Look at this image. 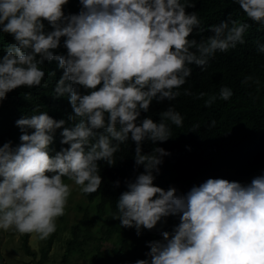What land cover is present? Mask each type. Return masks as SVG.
Segmentation results:
<instances>
[{
  "label": "clouds",
  "instance_id": "9594fccd",
  "mask_svg": "<svg viewBox=\"0 0 264 264\" xmlns=\"http://www.w3.org/2000/svg\"><path fill=\"white\" fill-rule=\"evenodd\" d=\"M233 2L246 19L228 14L204 25L187 10L195 0H76V11L72 0H0V33L12 38L0 54V101L46 86L45 66L55 62L53 98L71 109L60 118L23 113L14 121L18 139L0 143V231L47 239L73 191L65 179L83 194L97 192L101 163L115 165L131 142L132 175L112 182L124 185L113 220L156 238L129 264H264V167L243 180L208 175L186 190L156 183L172 156L162 145L185 119L172 102L207 96V107L234 94L228 85L218 95L194 94L193 66L206 71L217 53L244 45L253 24L264 28V0ZM255 50L264 54L259 39ZM249 81L258 82L249 74L241 83ZM165 101L149 115L153 102Z\"/></svg>",
  "mask_w": 264,
  "mask_h": 264
},
{
  "label": "trees",
  "instance_id": "16d2710c",
  "mask_svg": "<svg viewBox=\"0 0 264 264\" xmlns=\"http://www.w3.org/2000/svg\"><path fill=\"white\" fill-rule=\"evenodd\" d=\"M195 3L194 9L187 10L197 11L204 25L218 23L228 14L233 19H246L233 0H195ZM70 10H77L76 0H72ZM11 39V36L0 33V54ZM257 39L264 43V28L253 24L245 36L244 45H238L228 53H217L204 72L193 66L189 83L194 94L203 91L218 95L222 85L230 86L234 94L228 101L217 99L213 105L207 107L204 104L207 96L196 99L194 96L182 94L172 102L184 114L185 119L183 127L173 126L172 139L162 145L171 150L172 156L165 159L162 173L156 180L157 184L167 187L169 183H175L186 190L192 183L208 175L243 180L264 167V54L255 50ZM45 67L46 86L16 89L8 94L7 99L0 101V143L8 139H18L19 129L14 121L23 113L31 114L36 109L48 111L50 115L60 118L66 111L71 110L66 100L53 98V88L60 75V71L55 69V62ZM53 70L56 71L55 76L49 74ZM249 74L258 82L242 84L241 81ZM167 103L165 101V104L157 105L153 102L149 115L155 118ZM212 120L216 123L210 127ZM197 123L199 128L193 131V125ZM185 145H191L192 150L187 151ZM56 147H59V137ZM145 147L150 149L153 146L146 144ZM132 149L131 142L122 145L116 154L115 165L101 163L104 181L100 189L84 194L97 210L99 219L107 213L104 222L109 232L116 234L117 249L122 251L117 258L103 261L98 249L92 253L89 264H129L137 258H143L146 240L156 238L155 230H145L141 237H137L133 229L122 228L117 220H113L116 199L124 190V185L121 183L120 188H113L112 182L118 178L123 181L125 177L132 175ZM67 181L70 180L65 179ZM86 219L88 220L87 217ZM174 222L169 218L166 227ZM28 236L29 234L24 235L23 248L27 254L36 255L29 244ZM75 236H78L77 229ZM72 242L74 241H70ZM51 246L52 239L44 251L45 256ZM70 248L71 244L61 264H68L67 254ZM0 264H4L3 258H0Z\"/></svg>",
  "mask_w": 264,
  "mask_h": 264
},
{
  "label": "rangeland",
  "instance_id": "374dc122",
  "mask_svg": "<svg viewBox=\"0 0 264 264\" xmlns=\"http://www.w3.org/2000/svg\"><path fill=\"white\" fill-rule=\"evenodd\" d=\"M66 183L72 185L73 191L69 197L65 215L57 220V231L45 240H39L35 234L28 236L29 244L36 255L25 252L23 248L25 234L17 235L11 231H0V258H3L4 264H61L70 244V252L67 254L68 264H89L92 253L98 249L103 261L117 258L122 252L117 249L116 234L109 232L104 222L107 213L99 219L92 202L72 181ZM50 239H52V246L45 256L44 251ZM70 241L74 242L70 243ZM144 250H147L146 246Z\"/></svg>",
  "mask_w": 264,
  "mask_h": 264
}]
</instances>
